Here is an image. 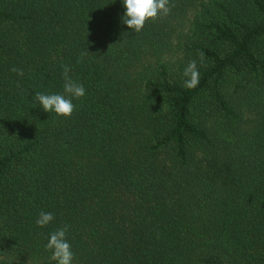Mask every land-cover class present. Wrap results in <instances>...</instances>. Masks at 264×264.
Wrapping results in <instances>:
<instances>
[{
    "label": "trees",
    "instance_id": "obj_1",
    "mask_svg": "<svg viewBox=\"0 0 264 264\" xmlns=\"http://www.w3.org/2000/svg\"><path fill=\"white\" fill-rule=\"evenodd\" d=\"M0 264H264V0H0Z\"/></svg>",
    "mask_w": 264,
    "mask_h": 264
}]
</instances>
